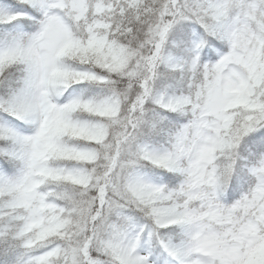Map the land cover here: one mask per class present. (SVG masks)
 <instances>
[{
    "label": "snow or ice",
    "instance_id": "snow-or-ice-1",
    "mask_svg": "<svg viewBox=\"0 0 264 264\" xmlns=\"http://www.w3.org/2000/svg\"><path fill=\"white\" fill-rule=\"evenodd\" d=\"M0 264H264V0H0Z\"/></svg>",
    "mask_w": 264,
    "mask_h": 264
}]
</instances>
